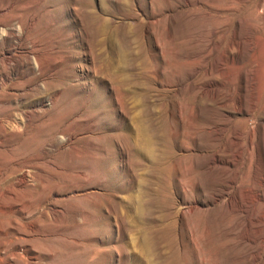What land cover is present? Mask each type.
<instances>
[{
	"label": "rangeland",
	"instance_id": "rangeland-1",
	"mask_svg": "<svg viewBox=\"0 0 264 264\" xmlns=\"http://www.w3.org/2000/svg\"><path fill=\"white\" fill-rule=\"evenodd\" d=\"M0 152V264H264V0H0Z\"/></svg>",
	"mask_w": 264,
	"mask_h": 264
},
{
	"label": "bare ground",
	"instance_id": "bare-ground-1",
	"mask_svg": "<svg viewBox=\"0 0 264 264\" xmlns=\"http://www.w3.org/2000/svg\"><path fill=\"white\" fill-rule=\"evenodd\" d=\"M2 127H4V126H2ZM20 128V127H19ZM20 130V129H19ZM17 134V136L19 135V133L18 132H16L15 133V135ZM14 135V134H13ZM16 137V136H15ZM7 140V139H6ZM250 142H251V145L253 144V141L252 140H250ZM18 149V148H17ZM12 150V149H11ZM14 150H15V148H14ZM5 151V150H4ZM0 153H2V152H0ZM4 154V153H3ZM2 154V155H3ZM1 154H0V159L4 156H2ZM7 157V156H6ZM3 159V158H2ZM7 159V158H6ZM11 161V160H10ZM11 165V164H10ZM10 165H1L2 167H1V169H0V180H4L5 178H6V175H7V172L8 171H10L11 169H12V166H10ZM12 175V174H11ZM20 183H25V176H23L20 180ZM17 185L19 184V182L18 183H16ZM13 185V184H12ZM11 188L12 187H8V190L7 191H11ZM1 198H2V194L0 193V200H1ZM1 212H3V210L1 209V207H0V213ZM1 234H2V232H0ZM5 235V234H4Z\"/></svg>",
	"mask_w": 264,
	"mask_h": 264
}]
</instances>
